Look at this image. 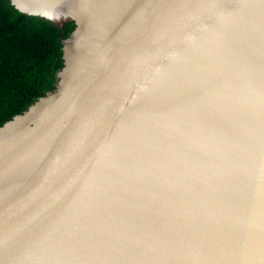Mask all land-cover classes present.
I'll return each mask as SVG.
<instances>
[{
  "label": "water",
  "instance_id": "95a60500",
  "mask_svg": "<svg viewBox=\"0 0 264 264\" xmlns=\"http://www.w3.org/2000/svg\"><path fill=\"white\" fill-rule=\"evenodd\" d=\"M10 1L76 28L0 127V264H264V0Z\"/></svg>",
  "mask_w": 264,
  "mask_h": 264
},
{
  "label": "trees",
  "instance_id": "16d2710c",
  "mask_svg": "<svg viewBox=\"0 0 264 264\" xmlns=\"http://www.w3.org/2000/svg\"><path fill=\"white\" fill-rule=\"evenodd\" d=\"M75 28L68 22L61 30L0 0V127L55 90L64 66L61 39Z\"/></svg>",
  "mask_w": 264,
  "mask_h": 264
}]
</instances>
